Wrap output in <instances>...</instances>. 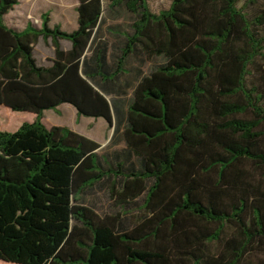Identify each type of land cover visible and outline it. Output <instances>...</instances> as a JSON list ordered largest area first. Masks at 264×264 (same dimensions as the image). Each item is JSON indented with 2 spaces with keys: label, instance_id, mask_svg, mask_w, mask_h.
Masks as SVG:
<instances>
[{
  "label": "trees",
  "instance_id": "16d2710c",
  "mask_svg": "<svg viewBox=\"0 0 264 264\" xmlns=\"http://www.w3.org/2000/svg\"><path fill=\"white\" fill-rule=\"evenodd\" d=\"M167 1L154 12L149 0H78L77 28L65 32L48 13L40 26H10L20 0H0V106L37 115L0 131V261L264 264V66L263 84H248L264 63V9L245 12L258 0ZM119 9L134 21L114 30L112 70L102 29L104 12ZM39 40L53 47L47 65L34 54ZM138 56L161 62L123 109L104 91L118 94ZM62 104L115 131L125 121L126 152L100 155L97 142L47 128L42 114ZM12 112L1 130L23 119ZM96 189L119 210L84 204Z\"/></svg>",
  "mask_w": 264,
  "mask_h": 264
},
{
  "label": "rangeland",
  "instance_id": "374dc122",
  "mask_svg": "<svg viewBox=\"0 0 264 264\" xmlns=\"http://www.w3.org/2000/svg\"><path fill=\"white\" fill-rule=\"evenodd\" d=\"M78 0H20L19 4L6 16V23L10 26L18 27L22 29L27 23H31L34 26H40L41 16L45 13L49 14L50 26L59 25L65 32H71L77 28V13L76 8L78 6ZM242 3L239 7H242ZM149 5L154 12H158L167 8V0H149ZM264 9V2L258 0L256 4L250 5L245 8V12L249 15H256ZM134 21V17L124 9L116 10L115 12H104V22L102 29V35L106 38L109 36L105 30L106 25H118L125 26L126 28ZM66 45L68 42H63ZM34 54L39 64L47 65L48 61L53 58V47L51 42L45 43L43 40H39L34 47ZM156 62H161L158 59ZM264 63L261 59L257 61V64L252 67V73L248 78L249 85L261 86V67L263 69ZM147 71V68L145 67ZM4 106H0V123L6 120L9 112H12ZM16 113V112H12ZM18 114V113H16ZM28 116L23 118L18 126L12 130H2L7 132H13L17 130L23 123L30 122L32 113H25ZM25 119V120H24ZM84 204L94 208L98 213L104 214L106 212L118 211L119 208L114 207L112 201L109 198L108 192L104 189H96L94 192L84 197ZM262 253H258L261 256ZM258 256H253L252 260L256 261ZM0 264H9L0 261Z\"/></svg>",
  "mask_w": 264,
  "mask_h": 264
},
{
  "label": "crops",
  "instance_id": "0c3cea01",
  "mask_svg": "<svg viewBox=\"0 0 264 264\" xmlns=\"http://www.w3.org/2000/svg\"><path fill=\"white\" fill-rule=\"evenodd\" d=\"M121 25H106L105 30L109 35L107 38L109 40V65L113 70L115 68V61L111 59V56L119 54L120 46L117 44V39L114 38L118 35V32L114 31ZM75 30V29H74ZM67 42V41H63ZM61 46L63 49L67 50L70 48V43L63 45L61 41ZM91 56V52L87 54ZM158 64L156 61H148L147 59L138 56L129 57L126 61L125 67L121 71L119 81L117 84L118 94L112 91H106L109 99L115 100V102L120 105L124 102L123 109L127 108L128 103L131 101L133 92L138 82L142 79L144 75H147L154 65ZM147 68V71L145 70ZM102 85V83H101ZM104 86V85H103ZM107 85H105L106 88ZM104 90V89H103ZM23 118L28 115L25 113H18ZM29 123L36 120L37 115L32 114ZM25 120V119H24ZM42 122L47 128L52 127H66L80 135H83L98 144H100L99 154L100 155H113L115 157L123 155L126 150V143L123 137V132L126 127V122L123 121L118 129L115 131V127H109L108 123L102 118H91L80 116L77 110L70 104H62L53 110H47L42 114ZM0 131H2L0 129Z\"/></svg>",
  "mask_w": 264,
  "mask_h": 264
}]
</instances>
